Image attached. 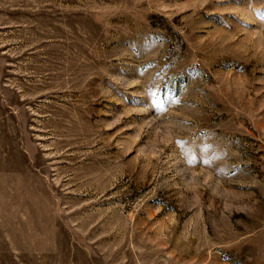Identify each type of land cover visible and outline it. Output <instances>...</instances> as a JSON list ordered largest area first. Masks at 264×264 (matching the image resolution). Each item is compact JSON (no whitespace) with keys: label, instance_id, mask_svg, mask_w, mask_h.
Masks as SVG:
<instances>
[{"label":"rangeland","instance_id":"rangeland-1","mask_svg":"<svg viewBox=\"0 0 264 264\" xmlns=\"http://www.w3.org/2000/svg\"><path fill=\"white\" fill-rule=\"evenodd\" d=\"M0 264H264V0H0Z\"/></svg>","mask_w":264,"mask_h":264}]
</instances>
